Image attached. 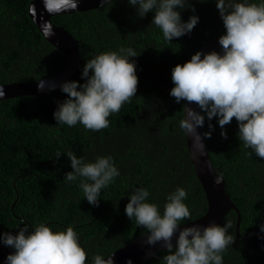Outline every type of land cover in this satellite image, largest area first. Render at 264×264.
<instances>
[{
  "label": "trees",
  "instance_id": "16d2710c",
  "mask_svg": "<svg viewBox=\"0 0 264 264\" xmlns=\"http://www.w3.org/2000/svg\"><path fill=\"white\" fill-rule=\"evenodd\" d=\"M32 1L0 0V85L47 78L66 64L65 56L31 21L28 7ZM189 4L195 13L191 7L182 9V20L196 14L199 21L190 34L173 38L172 43L151 23L154 13L140 17L128 0H111L88 11L51 17L52 23L79 42L78 65L68 80L83 83L86 60L131 46L140 53L130 58L136 61L137 92L108 118L109 127L99 131L79 123L72 127L56 124L53 112L67 96L60 87L38 96L0 100V234H15L20 220L33 227L45 222L53 231L72 226L88 254L86 264H92L95 254L107 257L146 234L124 211L128 193L135 187H147L148 199L157 202L161 211L167 195L184 187L192 220L205 213V194L193 171L186 137L179 130L184 101L177 103L169 94L174 86L171 70L225 29L215 0H189ZM208 123L205 118L203 132L209 131ZM211 123L214 130L204 140L214 168L222 174L225 191L240 212L238 235L245 238L259 232L264 246L259 227L264 223V158L246 155L251 150L239 140L235 118L224 126L227 138L220 135L215 117ZM69 149L88 160L114 158L120 176L101 190L98 206L83 198L78 182L63 180L64 173L71 170L66 155ZM57 151L65 154L57 158ZM228 221L233 224L230 232L235 240L224 253V264H264L257 237L243 240L235 235L233 210L220 224ZM165 254L163 250L140 264H163Z\"/></svg>",
  "mask_w": 264,
  "mask_h": 264
},
{
  "label": "clouds",
  "instance_id": "9594fccd",
  "mask_svg": "<svg viewBox=\"0 0 264 264\" xmlns=\"http://www.w3.org/2000/svg\"><path fill=\"white\" fill-rule=\"evenodd\" d=\"M51 14L76 10L80 0H43ZM140 17L154 13L151 23L162 32L163 39L172 43L173 38L190 34L199 21L196 14L182 20L181 10L195 7L189 0H128ZM225 32L219 36L221 50L202 53L196 51L183 64L171 70L174 86L170 95L183 106L179 130L204 153V144L197 127H202L205 118L209 131L203 136L210 138L215 117L221 128L220 135L227 138L224 126L235 118L237 136L245 149L264 158V0H215ZM46 38L55 35L53 25L42 26ZM140 53L131 46L101 52L86 60L81 76L84 82L67 80L59 87L67 96L58 101L53 112L56 124L75 126L99 131L109 127L112 114L118 113L123 104L130 102L137 92L138 76L134 58ZM43 88L41 82L38 85ZM54 87V85H52ZM5 95L0 86V97ZM200 109L197 111L192 103ZM65 154L57 151L56 157ZM71 170L64 173L65 182H78L83 198L91 205L99 204L101 190L115 183L120 176L111 155L96 156L88 160L70 149L66 152ZM222 174L214 178L219 184ZM125 214L136 226L146 229L145 243H159L167 254L163 264H224V253L233 244L231 221L223 225L210 222L207 225H185L192 220V212L185 203L188 190L177 187L170 192L161 211L157 202H152L147 187H135L128 193ZM264 233V223L260 226ZM17 231L0 234V241L14 249L7 254L4 264H86L87 253L81 246L78 232L72 226L63 231H53L45 222L33 225L18 221ZM175 237V243H173ZM92 264H115L112 255L97 253ZM126 264H133L131 258Z\"/></svg>",
  "mask_w": 264,
  "mask_h": 264
},
{
  "label": "water",
  "instance_id": "95a60500",
  "mask_svg": "<svg viewBox=\"0 0 264 264\" xmlns=\"http://www.w3.org/2000/svg\"><path fill=\"white\" fill-rule=\"evenodd\" d=\"M110 1L111 0H80L76 10H68L57 14H51L45 9L43 0H33L28 7V13L31 21L43 36V24L50 22L53 25L55 35L48 38L45 36L44 37L48 43H50L65 56L66 64L61 71L47 78L35 81L16 82L0 85L3 87V91L5 93L3 97H0V100L10 99L18 96H38L39 94L47 93L51 90L59 88V85L62 82L67 81L72 76L78 65L79 42L62 26H57L52 23L50 20L51 17L58 14L88 11L103 6ZM218 38L219 36L204 43L199 51L202 53L212 50L219 52L221 50V46L218 43ZM41 82L44 84L42 89L38 87ZM52 85H54V87H52ZM187 103V101H184L183 106ZM191 106L197 111H200L194 102L191 104ZM196 131L201 135V139L204 144V153L201 154L198 147L192 143L191 137L185 136L186 146L193 171L205 194L207 207L205 213L202 216L192 221L186 222L183 226H189L191 224L207 225L210 222H216L220 224L225 215L233 210L236 213L235 235L239 237L238 231L241 221L240 212L231 201L229 195L226 193L224 180H222L219 184L214 182V178L219 174V172L214 168L210 160L203 136V126L197 127ZM253 236L257 237L259 246L264 252V246L259 232L253 231L248 234L247 237L239 238L248 240ZM145 239L146 237L144 234L140 235L133 241L110 254L113 256L115 264H126V260L128 258L132 259L133 264H140L151 257H156L158 253L163 251L159 243L150 246L144 242ZM173 243H175V237H173ZM13 251L14 249L4 245L3 242L0 241V264H4L7 254Z\"/></svg>",
  "mask_w": 264,
  "mask_h": 264
},
{
  "label": "bare ground",
  "instance_id": "6f19581e",
  "mask_svg": "<svg viewBox=\"0 0 264 264\" xmlns=\"http://www.w3.org/2000/svg\"><path fill=\"white\" fill-rule=\"evenodd\" d=\"M29 14V13H28Z\"/></svg>",
  "mask_w": 264,
  "mask_h": 264
}]
</instances>
